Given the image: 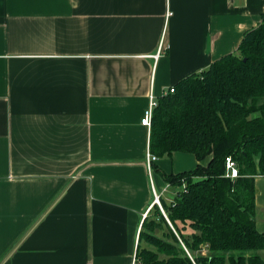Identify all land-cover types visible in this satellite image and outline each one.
Instances as JSON below:
<instances>
[{
    "label": "crops",
    "instance_id": "crops-1",
    "mask_svg": "<svg viewBox=\"0 0 264 264\" xmlns=\"http://www.w3.org/2000/svg\"><path fill=\"white\" fill-rule=\"evenodd\" d=\"M263 11L264 0H0V264H134L153 193L162 207L177 191L162 173L198 163L173 152L148 168L150 101L236 50ZM254 183L263 232L264 177Z\"/></svg>",
    "mask_w": 264,
    "mask_h": 264
},
{
    "label": "trees",
    "instance_id": "trees-1",
    "mask_svg": "<svg viewBox=\"0 0 264 264\" xmlns=\"http://www.w3.org/2000/svg\"><path fill=\"white\" fill-rule=\"evenodd\" d=\"M236 50L174 85L152 111L149 151L195 156L162 173L177 191L142 222L134 264H264L255 227L256 176L264 177V11ZM238 175L226 177L225 158ZM205 161V163H204Z\"/></svg>",
    "mask_w": 264,
    "mask_h": 264
},
{
    "label": "built area",
    "instance_id": "built-area-1",
    "mask_svg": "<svg viewBox=\"0 0 264 264\" xmlns=\"http://www.w3.org/2000/svg\"><path fill=\"white\" fill-rule=\"evenodd\" d=\"M174 87H170L168 89V93H172L174 92ZM156 106V102L151 100L150 101V106L149 108L145 111L144 117L142 118L141 122L142 124L146 125V126H150L151 125V118H152V110L153 108ZM156 160V156L154 154H152L151 152L148 151L147 155H146V163L148 165V168H151V164L152 162H154ZM225 170H226V177L229 178H234L238 175V169L236 166L235 161L230 157L227 156L225 158ZM152 204H156L159 206L161 212L165 215L160 202H159V196L154 192L153 193V201Z\"/></svg>",
    "mask_w": 264,
    "mask_h": 264
},
{
    "label": "rangeland",
    "instance_id": "rangeland-1",
    "mask_svg": "<svg viewBox=\"0 0 264 264\" xmlns=\"http://www.w3.org/2000/svg\"><path fill=\"white\" fill-rule=\"evenodd\" d=\"M163 209V208H162Z\"/></svg>",
    "mask_w": 264,
    "mask_h": 264
}]
</instances>
